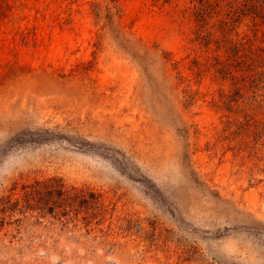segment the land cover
Returning a JSON list of instances; mask_svg holds the SVG:
<instances>
[{"label": "rangeland", "instance_id": "1", "mask_svg": "<svg viewBox=\"0 0 264 264\" xmlns=\"http://www.w3.org/2000/svg\"><path fill=\"white\" fill-rule=\"evenodd\" d=\"M0 264H264V0H0Z\"/></svg>", "mask_w": 264, "mask_h": 264}]
</instances>
